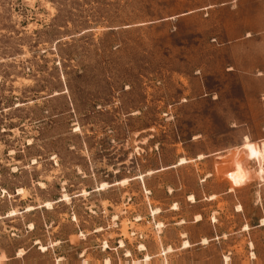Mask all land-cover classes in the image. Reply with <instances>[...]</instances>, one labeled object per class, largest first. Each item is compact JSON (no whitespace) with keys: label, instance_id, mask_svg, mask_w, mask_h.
Here are the masks:
<instances>
[{"label":"rangeland","instance_id":"374dc122","mask_svg":"<svg viewBox=\"0 0 264 264\" xmlns=\"http://www.w3.org/2000/svg\"><path fill=\"white\" fill-rule=\"evenodd\" d=\"M247 138L264 0H0V264H264Z\"/></svg>","mask_w":264,"mask_h":264},{"label":"bare ground","instance_id":"6f19581e","mask_svg":"<svg viewBox=\"0 0 264 264\" xmlns=\"http://www.w3.org/2000/svg\"><path fill=\"white\" fill-rule=\"evenodd\" d=\"M257 144V143H256ZM249 141V139H246V143L243 145L241 149H244L247 152L248 157L252 160L255 158H258L260 161V164L264 167V142L261 145H256ZM238 152V151H237ZM236 155V153H235ZM221 158V157H220ZM200 159V158H199ZM202 159V158H201ZM235 159V158H234ZM248 161V160H247ZM186 163L185 159H182L180 164ZM237 164H242L241 161H238ZM261 167V166H260ZM157 213V212H156ZM200 218V217H199ZM181 224V222H180ZM207 241H205L204 244H206ZM190 245L187 243L186 248Z\"/></svg>","mask_w":264,"mask_h":264}]
</instances>
